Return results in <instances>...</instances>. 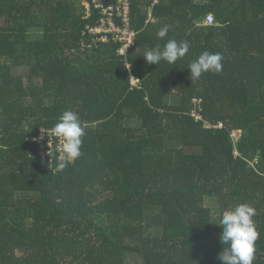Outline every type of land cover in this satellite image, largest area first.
I'll use <instances>...</instances> for the list:
<instances>
[{
  "label": "trees",
  "instance_id": "trees-1",
  "mask_svg": "<svg viewBox=\"0 0 264 264\" xmlns=\"http://www.w3.org/2000/svg\"><path fill=\"white\" fill-rule=\"evenodd\" d=\"M84 1L0 0V264H221L240 203L264 264V0H131L124 55L93 42ZM168 39L189 52L146 63ZM205 51L222 71L191 81ZM66 110L85 135L58 171L36 139Z\"/></svg>",
  "mask_w": 264,
  "mask_h": 264
},
{
  "label": "clouds",
  "instance_id": "clouds-1",
  "mask_svg": "<svg viewBox=\"0 0 264 264\" xmlns=\"http://www.w3.org/2000/svg\"><path fill=\"white\" fill-rule=\"evenodd\" d=\"M170 27L168 24L160 27L156 33L157 37L165 38ZM189 49L190 44L187 40L177 42L175 39H168L163 49L159 47L148 49L143 57L148 64L158 65L161 60L175 64L189 52ZM222 60L223 56L218 52H203L189 65L191 81L199 79L205 73L221 72ZM50 131L61 141L57 170L62 171L82 155V137L85 132L78 114L71 110L64 111ZM255 215L256 209L248 203H240L223 210L219 220V226L222 228L219 239L223 245V250L218 256L221 264H253L255 242L258 238L253 220Z\"/></svg>",
  "mask_w": 264,
  "mask_h": 264
},
{
  "label": "built area",
  "instance_id": "built-area-1",
  "mask_svg": "<svg viewBox=\"0 0 264 264\" xmlns=\"http://www.w3.org/2000/svg\"><path fill=\"white\" fill-rule=\"evenodd\" d=\"M157 3V0H155ZM84 6L88 18H91L93 12L98 15L95 26H87V33L93 38L95 44L98 43H121L119 53L124 55L126 51L135 44L137 32L132 26V3L131 0H85ZM206 25H213L215 20L213 16H208ZM136 87L138 82L132 81ZM222 127V126H221ZM42 149L54 148V143L60 149L61 141L48 131L42 132L36 139ZM48 153V151L43 152Z\"/></svg>",
  "mask_w": 264,
  "mask_h": 264
},
{
  "label": "rangeland",
  "instance_id": "rangeland-1",
  "mask_svg": "<svg viewBox=\"0 0 264 264\" xmlns=\"http://www.w3.org/2000/svg\"><path fill=\"white\" fill-rule=\"evenodd\" d=\"M205 23L208 24V23H210V21H207V22H205ZM234 137H235L236 139H239L240 134L235 133ZM207 206L212 207V209L214 210V212L217 214V211H218L219 209H217V202H216L215 200H210V199L207 200Z\"/></svg>",
  "mask_w": 264,
  "mask_h": 264
}]
</instances>
